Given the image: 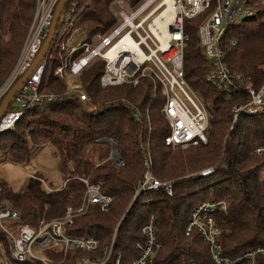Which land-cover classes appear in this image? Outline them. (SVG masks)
Returning a JSON list of instances; mask_svg holds the SVG:
<instances>
[{"label": "trees", "instance_id": "obj_1", "mask_svg": "<svg viewBox=\"0 0 264 264\" xmlns=\"http://www.w3.org/2000/svg\"><path fill=\"white\" fill-rule=\"evenodd\" d=\"M112 1H66L49 52L42 60L41 87L56 97L32 106L13 128L0 133V151L17 162L28 161L33 147L39 146L29 147V143L48 142L65 184L48 191L40 174L29 176L19 190L0 181V199L19 213L20 222L36 227L40 219L61 218L67 206L81 203L85 185L79 177L102 182V192L113 196L109 209L103 212L92 204L84 214L75 216L65 230L70 236H93L104 245L119 222L114 250L123 254L122 264L139 254L136 243L143 240L140 229L151 217L160 243L154 264H210L208 247L198 233L185 234L190 212L204 199L226 203V211L220 214V240L226 254L236 255L264 245V183L259 178L263 161L252 152L255 143L264 145V111L241 114L229 129L232 105L246 101L248 96L239 92L227 99L205 80L210 66L199 45L197 28L208 10L184 20L188 39L183 65L186 80L208 110L206 143L175 149L164 144L167 125L159 111L163 98L157 94L152 100V82L148 78H141L136 86L126 83L102 87L99 76L104 61L96 59L78 75L87 94V100H80L67 91L66 80L55 73L63 57L57 53L56 45L60 30L78 26L81 31L75 35L87 39L103 32L115 20ZM35 3L36 0H0V84L17 59ZM246 4L252 14L226 30L225 39H234L235 43L230 45L224 40V46H229L225 60L230 69L245 74L258 87L264 82V0H247ZM68 12L72 13L69 22L64 18ZM78 52L73 51L68 59L72 60ZM124 101L140 110V120L135 119ZM147 107L149 119L145 116ZM140 131L149 139L153 174L173 183L170 195L162 190H148L132 200L143 173ZM111 137L117 140L115 149L121 164L107 156L102 163L94 164L86 155L87 147L95 142L109 147L103 139ZM205 167L212 170L197 175ZM0 241L8 254L1 232Z\"/></svg>", "mask_w": 264, "mask_h": 264}, {"label": "built area", "instance_id": "obj_2", "mask_svg": "<svg viewBox=\"0 0 264 264\" xmlns=\"http://www.w3.org/2000/svg\"><path fill=\"white\" fill-rule=\"evenodd\" d=\"M59 0H36L33 17L21 44L17 59L0 84V105L11 85L26 71L46 36L52 22L54 9ZM247 0H113L115 20L103 32L90 39L82 36L71 52L79 50L69 64L55 69L59 77H74L102 59L100 86L131 84L136 86L141 78L152 82V100L163 98L159 111L166 122L167 132L164 144L175 148L206 143L208 139V110L201 96L185 78L184 49L188 36L184 33L185 18H193L208 10L197 28L198 42L207 58L210 71L205 80L222 92L227 99H233L244 92L248 99L231 107L232 129L241 114H255L264 111V82L255 87L245 74L229 68L225 54L234 39H225L228 27L238 24L252 14ZM158 19V21H157ZM160 19V20H159ZM161 22L162 26H160ZM44 63L40 61L12 97L7 110L0 117V133L15 125L23 113L36 104L52 100L55 95L45 93L41 87ZM68 78V77H67ZM80 100H87L80 83L70 86ZM132 110L135 119L142 114L132 103L124 101ZM146 118L148 107L146 108ZM142 150V177L138 180L132 200L148 190H162L170 195L172 181H162L152 172V157L149 139L138 133ZM108 142L112 159L121 164L116 155V138L103 139ZM260 156L263 167L260 180L264 183V145L255 143L252 151ZM212 167L200 170L197 175L208 174ZM85 185L81 203L77 207L67 206L61 218L45 221L40 219L36 227L19 221V213L0 199V232L6 238L8 254L0 241L4 253L0 264H122L123 254L114 250L117 226L108 243L100 245L93 236H70L66 232L75 216L84 214L90 205L99 210L109 209L112 195L103 193L102 182H90L79 177ZM226 211L223 200L204 199L189 214L185 234L196 232L206 243L210 264H264V245L245 249L239 254L228 255L221 243L222 229L220 214ZM143 240L136 243L139 254L127 264H154L160 248L151 217L140 229ZM187 264H194L193 262Z\"/></svg>", "mask_w": 264, "mask_h": 264}, {"label": "rangeland", "instance_id": "obj_3", "mask_svg": "<svg viewBox=\"0 0 264 264\" xmlns=\"http://www.w3.org/2000/svg\"><path fill=\"white\" fill-rule=\"evenodd\" d=\"M110 8L114 14L115 11L112 7V2L110 3ZM71 14H72L71 12H68L64 17L65 19L67 18L68 22L71 18L70 17ZM79 29L80 27L78 26L73 27L71 25L68 27L66 26L65 29L62 28L60 30L59 37L56 40V45L59 46L57 48L58 50L57 53H59L60 56H63L61 57L62 63L60 65L69 64L72 61L69 60L68 57H70L71 54L70 53L71 47L74 46L76 42L80 40V36L75 35L77 31H81ZM67 77L65 76L62 79L66 80L67 82V91L73 93L74 95L75 91L71 90L70 86L80 83L81 80L79 76H74V77L67 76ZM44 92L49 93L46 92L45 90ZM52 94H54L56 97L55 93ZM88 104H90V102ZM37 145L39 146L33 147L34 153L31 155L29 160L23 162L14 161L13 159L5 155V153L0 151V181H3L7 186H11V188L15 190H19V188H22L25 185L26 180L29 176L40 174L46 181V182L42 181L43 187L48 191H52L54 190V188H58L64 185L65 184L64 174L61 172L60 168L58 167L57 156L54 154L52 146L48 142H44V141L41 144L29 143V147L37 146ZM110 148L111 147H108L106 143L95 142L87 147L86 155L88 159L91 160L94 164H100L104 160L105 156L107 157L112 156ZM3 254L4 253L0 248V257Z\"/></svg>", "mask_w": 264, "mask_h": 264}, {"label": "water", "instance_id": "obj_4", "mask_svg": "<svg viewBox=\"0 0 264 264\" xmlns=\"http://www.w3.org/2000/svg\"><path fill=\"white\" fill-rule=\"evenodd\" d=\"M67 0H59L53 13L52 22L47 30L46 36L42 42V45L36 54L35 58L33 59L30 66L26 69V71L11 85V87L8 89L6 94L4 95L1 105H0V117L1 115L7 110L9 103L16 93V91L19 89L21 84L25 81V79L28 77V75L33 71V69L38 65L40 61H42L45 57V55L49 52V48L52 42V39L54 37L55 29L57 26L58 19L60 17L61 11L63 10V7L65 5ZM116 155L120 158L118 153L116 152ZM121 159V158H120Z\"/></svg>", "mask_w": 264, "mask_h": 264}, {"label": "bare ground", "instance_id": "obj_5", "mask_svg": "<svg viewBox=\"0 0 264 264\" xmlns=\"http://www.w3.org/2000/svg\"><path fill=\"white\" fill-rule=\"evenodd\" d=\"M159 20H160V19H159ZM157 21H158V19H157ZM159 24H160V26H162L161 22H159Z\"/></svg>", "mask_w": 264, "mask_h": 264}]
</instances>
